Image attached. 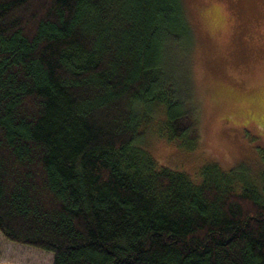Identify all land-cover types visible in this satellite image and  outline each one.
<instances>
[{
    "label": "trees",
    "instance_id": "1",
    "mask_svg": "<svg viewBox=\"0 0 264 264\" xmlns=\"http://www.w3.org/2000/svg\"><path fill=\"white\" fill-rule=\"evenodd\" d=\"M191 41L181 0H0L5 239L52 264H264V167L196 183L140 145L160 108L195 146Z\"/></svg>",
    "mask_w": 264,
    "mask_h": 264
},
{
    "label": "rangeland",
    "instance_id": "2",
    "mask_svg": "<svg viewBox=\"0 0 264 264\" xmlns=\"http://www.w3.org/2000/svg\"><path fill=\"white\" fill-rule=\"evenodd\" d=\"M181 2L192 33L188 66L196 143L187 149L169 139L155 108L140 145L158 165L183 171L196 183L212 163L224 171L245 165L257 173L264 167V0ZM0 264H52V254L0 233Z\"/></svg>",
    "mask_w": 264,
    "mask_h": 264
}]
</instances>
